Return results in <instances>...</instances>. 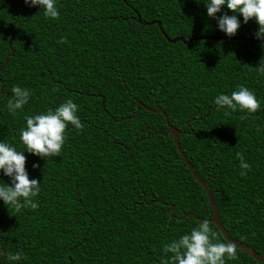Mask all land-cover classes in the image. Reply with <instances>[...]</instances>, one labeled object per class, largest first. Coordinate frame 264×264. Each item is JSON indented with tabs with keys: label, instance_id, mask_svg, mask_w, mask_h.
<instances>
[{
	"label": "trees",
	"instance_id": "trees-1",
	"mask_svg": "<svg viewBox=\"0 0 264 264\" xmlns=\"http://www.w3.org/2000/svg\"><path fill=\"white\" fill-rule=\"evenodd\" d=\"M207 2L55 0L52 20L39 5L0 0V69L15 52L0 72V142L24 152L29 179L41 182L35 211L17 214L0 200V251L22 252L19 264H163L170 256L163 247L213 210L164 115L150 111L161 110L181 132L182 151L212 191L229 236L264 254V75L256 70L264 44L197 40L227 37ZM224 14L240 20L233 37L257 39L255 20L244 24L226 5L217 17ZM180 37L192 42L170 41ZM15 85L31 95L12 115ZM239 86L260 103L245 119L239 111L225 116L214 102ZM69 99L83 131L68 126L59 157L25 152V116ZM237 152L251 166L247 175ZM4 183L11 186L0 172ZM237 255L226 264H264L238 248ZM0 264L10 262L1 255Z\"/></svg>",
	"mask_w": 264,
	"mask_h": 264
},
{
	"label": "clouds",
	"instance_id": "clouds-1",
	"mask_svg": "<svg viewBox=\"0 0 264 264\" xmlns=\"http://www.w3.org/2000/svg\"><path fill=\"white\" fill-rule=\"evenodd\" d=\"M26 6L37 5L43 10L45 18L59 19V11L55 0H24ZM227 9L243 17L244 24L255 20L258 31L257 39L264 40V0H208L205 4L210 18L218 20L219 31L229 37L235 36L240 28V20L237 15L227 14L217 17L222 8ZM58 43H67L62 38ZM258 73L264 75V57L261 58L260 66L256 68ZM54 91L56 89H53ZM12 95L7 99V109L10 114L16 115L18 110L28 104L31 92L29 89L15 85L11 89ZM216 110H224L225 116L239 111L244 115L241 119L252 116L260 110V103L254 93L245 86H239L230 95L220 94L215 98ZM78 105L71 99L67 100L54 111L48 110L46 114L25 116L26 128L20 130V140L26 151L42 159L59 157L66 140V130L71 125L77 132L84 129L77 115ZM236 159L240 161V175H247L251 166L244 159L241 152L236 153ZM26 157L24 152L10 144L0 142V172L11 180V186L0 184V200L17 214L22 209L30 208L35 211L39 205L34 202L39 195L40 181L29 179L26 171ZM34 168L38 165H33ZM163 252L170 256L163 264H226L227 261H235L237 246L233 242H220L218 234L210 226L208 220H203L193 228L190 234L182 235L178 240L163 247ZM0 255L7 257L10 264H19L26 257L22 252L6 253L0 251Z\"/></svg>",
	"mask_w": 264,
	"mask_h": 264
},
{
	"label": "water",
	"instance_id": "water-1",
	"mask_svg": "<svg viewBox=\"0 0 264 264\" xmlns=\"http://www.w3.org/2000/svg\"><path fill=\"white\" fill-rule=\"evenodd\" d=\"M155 22H152L150 24H154ZM160 25V23H159ZM208 40V39H215V40H218V41H228V40H235V41H238V40H241V41H248V42H253V43H259V44H264V40H261V39H252L250 37H221V36H216V37H209V36H205V37H201V38H197V40ZM171 42L175 43L177 41H183L185 42L186 44H190L192 42V40L190 41H186L183 37H180V38H176L174 40H170ZM10 46H11V41H10ZM12 49V47H11ZM15 55V52L12 50L11 54L6 58L5 60V63L4 65L1 67L0 69V72L5 68V66L7 65V63L9 62V58L14 56ZM5 89V86L2 85L1 87V93L4 94L6 96V98L9 96L8 93H6L4 91ZM104 102V100H103ZM139 105H142V103L140 102ZM152 112H156L158 114H163L165 119H166V123L167 125L169 126V129H170V132L171 134L174 136V140H175V144L177 146V149L180 153V155L182 156L184 162L187 164V166L189 167L190 171L192 172V174L194 175V177L197 179V181L204 187V189L206 190L207 192V195H208V199H209V203L211 205V208L213 210V217L209 220L210 223H214L217 228L219 229V231L222 233L223 237L228 241V242H233L234 244H236L237 248L238 249H241L243 252L247 253L249 256H251L252 258H254L257 262L259 263H264V254L263 255H260L258 254L257 252H255L253 249H251L249 246L241 243V242H238L234 239H232L229 234L227 233L222 221H221V218H220V213H219V210L216 206V203H215V200H214V197H213V194H212V191L210 190L208 184L206 182H204L203 180L200 179V177L198 176V174L196 173V171L194 170V168L192 167L190 161L188 160L187 156L185 155V153L182 151V148H181V145H180V142H179V137H180V134L181 132L176 129L175 127L171 126L170 123H169V120H168V117L166 115V113H164L163 111L161 110H157V111H154V110H150ZM199 219V218H198ZM200 222H202L203 220L199 219ZM3 252V251H2ZM1 256V255H0Z\"/></svg>",
	"mask_w": 264,
	"mask_h": 264
}]
</instances>
